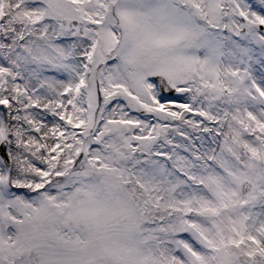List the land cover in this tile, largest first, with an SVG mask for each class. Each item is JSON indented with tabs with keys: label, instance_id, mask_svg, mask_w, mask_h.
Returning <instances> with one entry per match:
<instances>
[{
	"label": "snow or ice",
	"instance_id": "snow-or-ice-1",
	"mask_svg": "<svg viewBox=\"0 0 264 264\" xmlns=\"http://www.w3.org/2000/svg\"><path fill=\"white\" fill-rule=\"evenodd\" d=\"M0 264H264V0H0Z\"/></svg>",
	"mask_w": 264,
	"mask_h": 264
}]
</instances>
